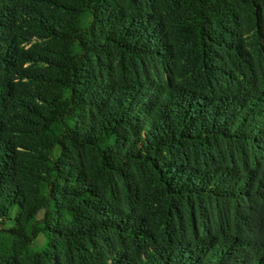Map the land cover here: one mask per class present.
<instances>
[{"label":"trees","instance_id":"16d2710c","mask_svg":"<svg viewBox=\"0 0 264 264\" xmlns=\"http://www.w3.org/2000/svg\"><path fill=\"white\" fill-rule=\"evenodd\" d=\"M0 264H264V0H0Z\"/></svg>","mask_w":264,"mask_h":264},{"label":"rangeland","instance_id":"374dc122","mask_svg":"<svg viewBox=\"0 0 264 264\" xmlns=\"http://www.w3.org/2000/svg\"><path fill=\"white\" fill-rule=\"evenodd\" d=\"M57 152H58V151H56V154H57ZM40 216H41V213H38L37 217H40ZM3 226H4V227H9L10 224H9V223H5ZM46 241H47L46 238H45L42 234H40V235H38L37 238L32 242V244H31V248H32L33 250H39V249H42L43 247L46 246Z\"/></svg>","mask_w":264,"mask_h":264}]
</instances>
